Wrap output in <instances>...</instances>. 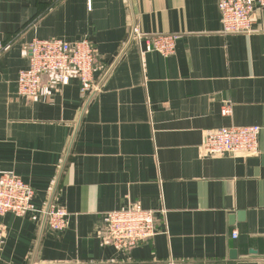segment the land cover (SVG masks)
Here are the masks:
<instances>
[{
    "label": "crops",
    "instance_id": "crops-1",
    "mask_svg": "<svg viewBox=\"0 0 264 264\" xmlns=\"http://www.w3.org/2000/svg\"><path fill=\"white\" fill-rule=\"evenodd\" d=\"M219 1L0 0V175L35 190L23 216L0 215V264H264V8L254 32L227 34ZM137 32L177 34L175 52ZM34 38H88L101 87L85 97L76 73H46L20 96ZM250 125L259 155L204 150L209 130ZM134 204L157 234L118 250L105 214Z\"/></svg>",
    "mask_w": 264,
    "mask_h": 264
},
{
    "label": "built area",
    "instance_id": "built-area-1",
    "mask_svg": "<svg viewBox=\"0 0 264 264\" xmlns=\"http://www.w3.org/2000/svg\"><path fill=\"white\" fill-rule=\"evenodd\" d=\"M264 0H220L219 9L223 32L227 34H249L255 31L253 13ZM134 37L145 44V51H157L165 57L175 52L177 34L145 35L134 33ZM3 49L0 44V51ZM29 64L20 70L17 78V93L23 97L36 96L46 73H56L62 84H68L72 72L81 83V93L88 96L97 87L96 49L88 38L69 42L61 38H34L29 44ZM230 109L225 107L224 114ZM260 132L258 125L213 128L206 132L203 148L212 155L260 154ZM35 190L19 176L0 175V215L12 212L23 216L32 209ZM155 212L138 204L105 214L106 237L118 250H129L157 234ZM69 213L61 206L52 207L47 214L49 227L57 232L68 226ZM236 236V233L234 234Z\"/></svg>",
    "mask_w": 264,
    "mask_h": 264
},
{
    "label": "water",
    "instance_id": "water-1",
    "mask_svg": "<svg viewBox=\"0 0 264 264\" xmlns=\"http://www.w3.org/2000/svg\"><path fill=\"white\" fill-rule=\"evenodd\" d=\"M133 37H134V33L132 34L131 40H133ZM101 84H102V82H101L99 85H97L96 89L93 91V94H94L95 92H97L98 88L101 87ZM64 165H65V163H64ZM64 165H63V168H64ZM63 168H62V170H63ZM52 199H53V196H52ZM52 199H51V202L49 203V205H48V207H47V210H46V213H45V218H47L48 211L50 210L51 203H52Z\"/></svg>",
    "mask_w": 264,
    "mask_h": 264
}]
</instances>
